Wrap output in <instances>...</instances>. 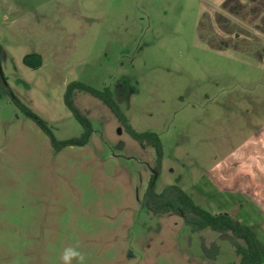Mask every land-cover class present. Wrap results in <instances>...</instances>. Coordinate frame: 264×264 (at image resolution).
I'll list each match as a JSON object with an SVG mask.
<instances>
[{
    "label": "rangeland",
    "instance_id": "rangeland-1",
    "mask_svg": "<svg viewBox=\"0 0 264 264\" xmlns=\"http://www.w3.org/2000/svg\"><path fill=\"white\" fill-rule=\"evenodd\" d=\"M0 46L9 86L59 140L83 133L67 85L109 87L134 130L160 137L157 192L179 185L213 211L219 177L239 187L247 143H264V0H0ZM75 103L94 132L56 152L0 92V264H61L76 245L86 264L239 263L218 233L144 211L154 148L90 94Z\"/></svg>",
    "mask_w": 264,
    "mask_h": 264
},
{
    "label": "trees",
    "instance_id": "trees-1",
    "mask_svg": "<svg viewBox=\"0 0 264 264\" xmlns=\"http://www.w3.org/2000/svg\"><path fill=\"white\" fill-rule=\"evenodd\" d=\"M4 51L0 46V92L10 97L15 106L29 117L49 138L56 152L69 146H85L94 132L92 122L76 105L75 99L78 92H85L101 101L117 118L124 130L136 141L154 148L156 153L155 167L148 187L141 200L144 211L151 215L174 214L181 217L192 233H199L210 229L219 234L220 238L227 240L233 246L239 257L238 264H264V243L249 225L232 218L228 213H213L197 204L193 198L179 185L171 184L161 192L156 191V182L160 175L163 146L158 134L154 132H137L128 123V120L116 102L113 92L109 87L102 90L96 89L82 81L69 83L64 91L65 106L80 123L83 133L79 137L59 140L48 126L47 122L26 106L9 86L1 70V60ZM203 254L209 259H216L220 247L216 243L208 246L201 239Z\"/></svg>",
    "mask_w": 264,
    "mask_h": 264
},
{
    "label": "crops",
    "instance_id": "crops-1",
    "mask_svg": "<svg viewBox=\"0 0 264 264\" xmlns=\"http://www.w3.org/2000/svg\"><path fill=\"white\" fill-rule=\"evenodd\" d=\"M247 144H249L248 155L243 153L240 166L245 165L246 168L248 164L247 168L251 175L244 172V175L239 178L241 187L230 184L229 182L233 180L225 174L221 176L222 178L219 177L222 185L218 191L225 198L221 201L209 199L212 207H218H215L213 211L208 210L213 213H228L232 218L249 225L258 233L257 227L264 228V143ZM208 196L211 197L209 193Z\"/></svg>",
    "mask_w": 264,
    "mask_h": 264
},
{
    "label": "clouds",
    "instance_id": "clouds-1",
    "mask_svg": "<svg viewBox=\"0 0 264 264\" xmlns=\"http://www.w3.org/2000/svg\"><path fill=\"white\" fill-rule=\"evenodd\" d=\"M86 254L79 245L65 247L60 255L61 264H86Z\"/></svg>",
    "mask_w": 264,
    "mask_h": 264
}]
</instances>
